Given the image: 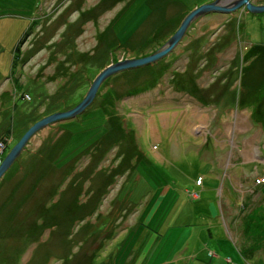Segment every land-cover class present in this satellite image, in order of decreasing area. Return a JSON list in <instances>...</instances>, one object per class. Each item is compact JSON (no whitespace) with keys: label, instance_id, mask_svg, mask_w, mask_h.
I'll return each instance as SVG.
<instances>
[{"label":"rangeland","instance_id":"1","mask_svg":"<svg viewBox=\"0 0 264 264\" xmlns=\"http://www.w3.org/2000/svg\"><path fill=\"white\" fill-rule=\"evenodd\" d=\"M148 1L0 0V166L207 2ZM258 121L264 13L202 16L165 58L31 137L0 180V264H264Z\"/></svg>","mask_w":264,"mask_h":264},{"label":"water","instance_id":"2","mask_svg":"<svg viewBox=\"0 0 264 264\" xmlns=\"http://www.w3.org/2000/svg\"><path fill=\"white\" fill-rule=\"evenodd\" d=\"M244 7L251 13H264V5H257L252 0H214L213 2L204 4L198 7L196 10L192 11L182 22L179 30L159 51L147 57H142L139 59H129L108 67L94 81L87 96L81 104H79L76 108L70 111H66L64 113H57L44 119L42 122L37 124L23 136V138L19 141L16 147L13 148L11 153L2 162L0 166V180L2 179L3 175L10 169V167H12L16 160L21 156L22 151L26 148L29 140L35 133L45 127H48L51 123L75 119L79 115L85 113V111L93 104L97 96L98 90L105 80L117 73L159 62L167 55H169L179 45L181 40L185 37L186 33L188 32L190 26L202 16H206L211 13L232 14L238 9H243Z\"/></svg>","mask_w":264,"mask_h":264},{"label":"crops","instance_id":"3","mask_svg":"<svg viewBox=\"0 0 264 264\" xmlns=\"http://www.w3.org/2000/svg\"><path fill=\"white\" fill-rule=\"evenodd\" d=\"M152 1V2H151ZM161 0H159L158 2H156V0H149L148 1V5H149V7L148 8H150L151 7V4L153 5V3H156L154 6H156L157 7V5H158V3L160 2ZM213 0H207V2H205V3H203V4H201V5H204V4H207V3H211ZM198 8V7H197ZM159 16V15H158ZM156 17L157 16H155V12H154V14H153V17H152V20H155L156 19ZM84 97V96H83ZM254 113V112H253ZM254 116H256V118H257V120H260V118H259V116H257L255 113H254V115H253V118H254ZM255 122H256V119H255ZM258 123H262V125H264V121L263 122H261V121H258ZM75 126V125H74ZM210 137H211V134L209 133V136H208V138H207V141L209 142V140H210ZM212 139V138H211ZM212 142L214 143V139H212ZM215 144V143H214ZM186 153H188V152H186ZM189 154V153H188ZM234 154H237L238 156H237V158H240L241 156H240V154H238V153H234ZM190 157H193V158H195V155H190ZM190 157H186L187 159L188 158H190ZM196 158L198 159V157L196 156ZM243 158H244V156H243ZM190 159H192V158H190ZM211 161H213V160H211ZM240 161V160H239ZM242 161H244V160H242ZM239 163H241V161L239 162ZM241 164H243V163H241ZM218 166H219V164H218ZM219 168L221 169V167L219 166Z\"/></svg>","mask_w":264,"mask_h":264},{"label":"built area","instance_id":"4","mask_svg":"<svg viewBox=\"0 0 264 264\" xmlns=\"http://www.w3.org/2000/svg\"><path fill=\"white\" fill-rule=\"evenodd\" d=\"M1 162V161H0ZM263 175L259 177V179L257 180V184L258 185H262L264 184V173H262ZM258 175H261V174H258Z\"/></svg>","mask_w":264,"mask_h":264},{"label":"trees","instance_id":"5","mask_svg":"<svg viewBox=\"0 0 264 264\" xmlns=\"http://www.w3.org/2000/svg\"><path fill=\"white\" fill-rule=\"evenodd\" d=\"M191 27V26H190ZM29 34V32H27V35ZM19 49H18V47L16 48V52H15V54H16V56H18L17 54L19 53V51H18ZM157 52V51H156ZM155 53V52H154ZM153 54V53H152ZM150 55H151V53H150ZM17 58L18 57H16V59H15V61L14 62H16V60H17ZM202 180V179H201Z\"/></svg>","mask_w":264,"mask_h":264},{"label":"bare ground","instance_id":"6","mask_svg":"<svg viewBox=\"0 0 264 264\" xmlns=\"http://www.w3.org/2000/svg\"><path fill=\"white\" fill-rule=\"evenodd\" d=\"M159 0H156V2H158ZM92 63H94V62H92ZM95 69V68H94ZM124 72V71H123ZM90 118V117H89Z\"/></svg>","mask_w":264,"mask_h":264}]
</instances>
